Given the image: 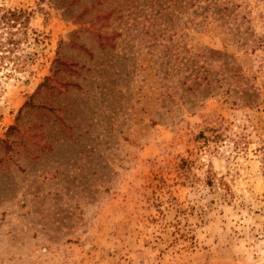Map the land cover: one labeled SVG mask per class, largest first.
<instances>
[{
  "label": "rangeland",
  "instance_id": "obj_1",
  "mask_svg": "<svg viewBox=\"0 0 264 264\" xmlns=\"http://www.w3.org/2000/svg\"><path fill=\"white\" fill-rule=\"evenodd\" d=\"M1 8L0 264H264V0Z\"/></svg>",
  "mask_w": 264,
  "mask_h": 264
},
{
  "label": "trees",
  "instance_id": "obj_2",
  "mask_svg": "<svg viewBox=\"0 0 264 264\" xmlns=\"http://www.w3.org/2000/svg\"><path fill=\"white\" fill-rule=\"evenodd\" d=\"M30 24V14L24 9H0V27L3 29L0 32V47H3L5 43L18 45L20 38L17 34H27ZM7 34L6 42L3 41V36ZM194 64V63H193ZM191 78V77H189ZM49 79V78H48ZM12 129V127L10 128ZM2 143H6L8 147L10 144L6 140H1Z\"/></svg>",
  "mask_w": 264,
  "mask_h": 264
}]
</instances>
